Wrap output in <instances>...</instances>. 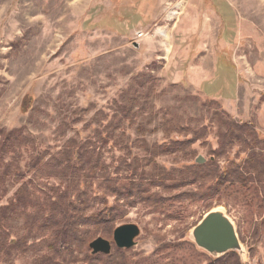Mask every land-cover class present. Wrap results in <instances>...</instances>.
Instances as JSON below:
<instances>
[{
	"label": "rangeland",
	"instance_id": "374dc122",
	"mask_svg": "<svg viewBox=\"0 0 264 264\" xmlns=\"http://www.w3.org/2000/svg\"><path fill=\"white\" fill-rule=\"evenodd\" d=\"M228 122L264 140V0H0V207H8L0 264H206L179 243L217 206L235 225L243 264H264V211L238 194L203 203L187 196L245 164L238 140L220 147ZM191 139L168 153L154 148ZM77 148L117 183L133 174L173 182L193 176V165H204L203 180L172 192L153 186L172 204L125 207L107 233L89 228L84 241L57 251L53 230L41 226L47 200L103 194L82 184L84 174H60L59 161ZM130 223L140 230L135 245L117 253L113 230ZM98 236L112 244L107 256L90 252Z\"/></svg>",
	"mask_w": 264,
	"mask_h": 264
},
{
	"label": "trees",
	"instance_id": "16d2710c",
	"mask_svg": "<svg viewBox=\"0 0 264 264\" xmlns=\"http://www.w3.org/2000/svg\"><path fill=\"white\" fill-rule=\"evenodd\" d=\"M227 125L225 133L220 134V147L224 149L225 145H230L234 140H238L249 152L245 164L243 166H232L215 176L213 178L214 181L209 184L206 189L200 190L203 188H199L187 196L193 198V200L197 198L198 201L200 200V202L203 203L210 202V200L215 198L219 199L226 193L238 194L243 200L247 201L249 206L264 211V148H260L259 151H256L257 145L263 144L264 140L259 139L254 132L248 133L250 132L248 124L233 125L231 122H228ZM14 134L15 131L7 133L2 143H4L7 138L14 139ZM193 140L194 139L181 142L172 141L168 144L155 145L154 148L157 154L168 153L181 149V146L188 145ZM84 150V148H77L66 152L63 160L59 161L57 168L64 177L71 175L79 177L81 174H84L82 184L90 187L95 183L97 184V189L100 191L102 190L103 194L93 195V193L82 191L81 193H77V199L74 201L70 200L68 193L60 195L56 200H47L46 208H48V213L46 214L45 211L42 212L41 226L42 229L53 230L55 234L53 242L57 251L69 249L71 242L74 240H78L79 242L84 241L86 239L84 236H86L89 228H101L107 233L120 218L123 213V208L125 207H132L137 203H142L149 208L150 211H160L164 210V206L167 203L172 204L173 197L165 198L156 193H151V188L153 186H160L163 192H172L180 190L186 185L200 183V181L203 180L202 177H197L196 174L204 168V165H193L191 167L195 171L193 176H182L173 182H170V178L165 174H154L150 176V178H147L150 179L147 184L143 182V177L133 174L130 178L126 179L124 183H117L116 179L102 174V163H100L99 159H96L94 155L91 154V156H89L86 150ZM35 165H33V167ZM19 193H17L19 206L25 208L30 204V201L28 197H25V194L20 196ZM105 196H114L112 205H106ZM174 200H176V198ZM96 201H99L102 207L95 209L90 214L86 213L84 211L85 208H93ZM103 203H105V205ZM80 206H82L81 209ZM7 209V206H2L0 207V212L3 211V214H5V210ZM10 210H12V208H10ZM170 214V217L177 218L176 216L180 214V210H173ZM179 246L190 250L197 259H206V264H243L240 262L235 252H229L218 259H212L206 254L198 251L189 242L179 243ZM115 251L123 254L126 250L116 248ZM96 256L107 255L100 253L96 254ZM38 264H50V261L44 258V260H41Z\"/></svg>",
	"mask_w": 264,
	"mask_h": 264
},
{
	"label": "water",
	"instance_id": "95a60500",
	"mask_svg": "<svg viewBox=\"0 0 264 264\" xmlns=\"http://www.w3.org/2000/svg\"><path fill=\"white\" fill-rule=\"evenodd\" d=\"M135 46L137 44L135 43ZM204 159L198 156L197 164L204 163ZM139 227L136 224H122L114 228L112 238L118 249H129L135 245L134 239L139 235ZM189 243L200 252L212 259H218L229 252H235L241 263L245 256V250L237 234L233 221L220 207L208 210L202 218L189 231ZM91 254H110L112 244L109 240L98 236L89 242Z\"/></svg>",
	"mask_w": 264,
	"mask_h": 264
},
{
	"label": "built area",
	"instance_id": "2783aa9c",
	"mask_svg": "<svg viewBox=\"0 0 264 264\" xmlns=\"http://www.w3.org/2000/svg\"><path fill=\"white\" fill-rule=\"evenodd\" d=\"M141 35H138V37H140Z\"/></svg>",
	"mask_w": 264,
	"mask_h": 264
},
{
	"label": "bare ground",
	"instance_id": "6f19581e",
	"mask_svg": "<svg viewBox=\"0 0 264 264\" xmlns=\"http://www.w3.org/2000/svg\"><path fill=\"white\" fill-rule=\"evenodd\" d=\"M179 4H177V6H178ZM174 13V12H173Z\"/></svg>",
	"mask_w": 264,
	"mask_h": 264
}]
</instances>
